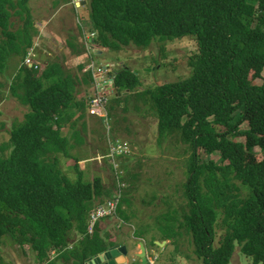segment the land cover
<instances>
[{"label": "trees", "instance_id": "obj_1", "mask_svg": "<svg viewBox=\"0 0 264 264\" xmlns=\"http://www.w3.org/2000/svg\"><path fill=\"white\" fill-rule=\"evenodd\" d=\"M29 1L0 0V74L11 57H21L9 90L28 107L22 120L11 126L9 139L0 143V242L8 236L21 251L29 247L34 264H84L115 242L98 223L91 233L87 227L94 203L117 192L104 177L84 181L74 154L78 172L71 180L57 154L67 157L74 147L84 146L78 131L70 143L62 130L75 114L83 118L90 92L77 99V88L94 84L95 78L89 69L67 73L56 61L25 63L36 49L38 34ZM87 2L94 32L91 48L121 51L182 36L197 42L186 77L143 87L126 65L111 74L115 94L148 105L159 140L177 134L190 150L183 184L185 212L179 218L173 207L162 214L165 219L157 217L149 242L154 244L157 232L156 240L169 241L167 249L187 234L202 264H229L238 244L252 264H264V154L248 161L254 148L264 153V0H85L84 5ZM67 3L76 8L71 0ZM12 16L21 19V26L13 28ZM77 28L82 36L76 54H82L86 32L79 23ZM111 118L107 115L105 122ZM215 152L218 159L211 157ZM129 153L128 148L113 160L124 165L122 157ZM121 179L127 182V175ZM128 204L121 195L114 219L129 221L123 210ZM218 228L224 232L216 240ZM168 252L176 258L179 250L170 247Z\"/></svg>", "mask_w": 264, "mask_h": 264}, {"label": "rangeland", "instance_id": "obj_2", "mask_svg": "<svg viewBox=\"0 0 264 264\" xmlns=\"http://www.w3.org/2000/svg\"><path fill=\"white\" fill-rule=\"evenodd\" d=\"M67 2L68 0L27 2L31 13L30 18L32 22H35L38 34L35 36L36 49L31 50L25 63L37 61L46 64L48 61H56L64 71L75 74L87 72L91 69L92 63H95V67L104 66L103 68L110 69L99 78L94 77V84L78 86L76 97L84 98L88 91L90 92L89 102L96 96H103L106 100L105 110L109 112L107 115L111 114L113 120H109L107 124L105 119L90 115L89 107L83 118L80 119L78 113L75 114L63 128L62 134L70 137V143H73L72 139L75 140L77 136L72 137V134L78 131L83 137L84 146L77 150L74 147L67 157L60 153L57 157L63 173L71 180L77 179L78 172L74 166V154L79 159L78 169L83 172V180L88 182L96 176L104 177L105 183L112 187V192L118 185L115 179L116 174L120 178L127 175V182L122 180L119 184H124L121 194L129 200L127 208L123 209L129 215V221L118 218L103 220L102 224H107L104 226L111 234L116 235L120 231V235L117 236L118 241L124 243L127 237L126 243L133 249L135 240L129 236L143 234L151 237L154 234L152 222L157 217L165 219L162 217L163 213L171 211L174 207L175 214L182 218L187 200L184 196L183 184L187 179L190 150L178 139L177 134L159 140L156 118L147 110L148 105L145 106L141 100L125 93L115 94L112 85H108L110 81L106 84L104 79L109 80L112 72L117 71L121 65L134 70L143 87H153L158 83L186 77L191 73L190 60L197 53V42L191 36H182L172 40H154L147 47L128 46L121 51H102L101 48L95 47L86 51L83 46V53L76 54L78 50H81L79 44H81L82 36L81 30L77 28L78 23L86 33L91 29L89 4L87 2L86 5H82V0L75 4L76 8L73 10ZM11 20L14 29L22 24L18 16H12ZM21 62V57H11L6 71L4 70L5 73L0 74V143L9 139L11 126L20 122L28 109L9 90L11 78ZM81 65L82 70L78 69ZM102 89L103 92H101ZM114 125H117V130L114 129ZM243 127L245 128L246 125L244 124ZM113 134L118 135L117 140L124 142L121 144L129 147L130 155L122 157L124 165L117 160L111 161L106 156V152L108 155L107 144L113 142L111 140ZM253 153L254 156H249L248 161L259 160L264 154L258 147L254 148ZM211 157L218 159L219 153L215 152L211 154ZM243 191L245 194L246 189ZM100 202L96 201L94 205ZM161 221L158 220L157 223ZM223 232L218 228L216 240ZM155 234L158 236L157 232ZM190 239V235L184 234L179 240L176 245L179 253L175 255L176 259L173 262L169 258L173 259L174 254H169L168 250H157L155 264H202L201 259L197 258L193 251L194 247ZM170 247L176 248L174 245ZM0 252L4 258V264H34V254L29 247L26 246L24 252L21 251L18 244L8 236L0 242ZM130 263L139 264L138 258L132 260L131 257ZM229 264H252V259L240 252L238 244Z\"/></svg>", "mask_w": 264, "mask_h": 264}, {"label": "bare ground", "instance_id": "obj_3", "mask_svg": "<svg viewBox=\"0 0 264 264\" xmlns=\"http://www.w3.org/2000/svg\"><path fill=\"white\" fill-rule=\"evenodd\" d=\"M82 0H73V3L74 4H78L80 3ZM72 2V1H71ZM85 4V0H83V3L82 5ZM90 29V28H89ZM94 33V32H93ZM92 32H89V33H85V35L83 36V39H84V44H85V47H86V50H90L92 49L90 46H89V41L90 39H92V37L94 36ZM95 36H96V32H95ZM96 44V43H95ZM100 45V44H99ZM89 56V55H88ZM90 57V56H89ZM8 59V58H7ZM95 64V63H94ZM93 63L90 65V69L91 70V73L93 74V76L95 78H99L100 75H103L105 72L109 71L110 69H106V68H103L104 66H101V67H95ZM97 66V65H96ZM107 66V65H106ZM82 67V66H81ZM114 69V67H113ZM112 71V70H111ZM111 77V76H109ZM91 79V78H90ZM94 79V78H93ZM107 79V78H106ZM104 79V83H108V81H110L108 83V85H112V77L109 79V80H106ZM103 87V86H102ZM97 90H99V88L97 87ZM103 92V89L102 91ZM114 92V91H113ZM76 102V101H75ZM93 107H101V108H104L106 107V100L103 96H96L94 98H92L90 100V106L88 108V112L90 115H93V116H98V117H103L105 120L107 119V113L104 115V116H100V115H97V114H94V113H91L90 110L91 108ZM122 142H120L119 140H116V141H113V142H110L107 144L108 146V155L111 156L110 160L111 161H114L113 159L115 158V155L116 154H120L122 153L123 151L127 150L129 147H127L126 145L124 144H121ZM115 179L116 181H118V186H119V189H116L115 191L117 192V194H115L114 196L112 197H108L107 199H104L102 202L98 203L97 205H94L93 208L89 211V218H88V227H87V231L89 233H91L95 227V225L100 221V219L102 218H105L109 215H113L116 213L117 211V208H118V204H119V200H120V197H121V188L124 186V184H119V181H122V179L120 177H118V175L116 174L115 176ZM189 232V231H188ZM111 234V233H110ZM140 240V239H139ZM184 242V241H183ZM157 245H163L165 244V241H156ZM144 247V244L143 242L141 243ZM117 246V247H120L122 245H124L126 247L125 244H121V245H118V244H114V245H111L109 246L108 248H106L105 250H103L102 252L108 250L110 247L112 246ZM140 249H141V245H140ZM101 253V252H100ZM141 253H142V250H141ZM99 254V253H97ZM96 255V254H94ZM92 255V256H94ZM90 256L84 264L87 263V261L92 257ZM144 256L146 257L147 259V263L146 264H153V261H150L148 259V255L146 253V249L144 247ZM125 257H126V264H131L130 263V258L128 257V252H127V248H126V254H125ZM140 257V255L138 256ZM175 258V257H174ZM134 259V257H132V260ZM155 259V258H154ZM140 262L142 264V257H140ZM177 264V263H176Z\"/></svg>", "mask_w": 264, "mask_h": 264}, {"label": "crops", "instance_id": "obj_4", "mask_svg": "<svg viewBox=\"0 0 264 264\" xmlns=\"http://www.w3.org/2000/svg\"><path fill=\"white\" fill-rule=\"evenodd\" d=\"M29 56L27 55V57H26V60H27V58H28ZM111 219H114V217H113V215H110V216H107V217H105V218H103V219H101L99 222H98V224H99V226H100V229H101V232L102 233H105V234H107V235H110V236H113V238H114V243H117L118 245H121V244H125L126 245V248H127V252H128V256H129V258H131V257H134V258H138V261H139V264H141V262H140V257H138L139 255H140V253H141V249H140V245H141V243L143 242V244H144V247H145V249H146V253H147V255L149 256L148 257V259L150 260V261H153V264H155V257H157L158 256V252H157V250H161V249H163V250H168V249H170V247L169 248H167V249H165V247L168 245V240H164L165 241V245L164 246H162V245H157V243H156V241H160V240H156V239H158V237L156 236L155 238V240H153L154 241V244H151L150 242H148V239H150L151 237H148V236H145L144 238H141L140 236H129V237H132L134 240H135V244H134V248L133 249H131L130 248V246L126 243V238L127 237H125V240H124V243H122V242H119L118 241V239H117V236L118 235H120L119 234V232L120 231H118L117 232V234L116 235H114V233H112V234H110L109 232H108V229H106L105 228V226L104 225H107V224H102L104 221H107V220H111ZM130 219V218H129ZM104 220V221H103ZM112 228L114 229V226H112ZM140 239V240H139ZM163 241V240H162ZM148 245H150L149 247H150V251L148 252ZM161 247V248H160ZM154 255V256H153ZM155 258V259H154ZM176 259V258H175ZM174 259V260H175ZM170 261H172L173 262V260H170ZM177 261H178V259H177ZM174 264V263H173Z\"/></svg>", "mask_w": 264, "mask_h": 264}, {"label": "water", "instance_id": "obj_5", "mask_svg": "<svg viewBox=\"0 0 264 264\" xmlns=\"http://www.w3.org/2000/svg\"><path fill=\"white\" fill-rule=\"evenodd\" d=\"M142 264L147 263V259L144 256V247L141 244ZM126 247L124 245L117 247L112 246L108 250L92 256L86 264H126ZM134 260V259H133Z\"/></svg>", "mask_w": 264, "mask_h": 264}, {"label": "built area", "instance_id": "obj_6", "mask_svg": "<svg viewBox=\"0 0 264 264\" xmlns=\"http://www.w3.org/2000/svg\"><path fill=\"white\" fill-rule=\"evenodd\" d=\"M90 112L100 116H104L107 113V111L101 107H93L91 108Z\"/></svg>", "mask_w": 264, "mask_h": 264}, {"label": "flooded vegetation", "instance_id": "obj_7", "mask_svg": "<svg viewBox=\"0 0 264 264\" xmlns=\"http://www.w3.org/2000/svg\"><path fill=\"white\" fill-rule=\"evenodd\" d=\"M114 244H117V243H114ZM114 244H113V245H114Z\"/></svg>", "mask_w": 264, "mask_h": 264}]
</instances>
